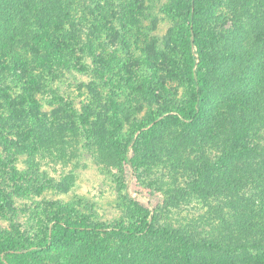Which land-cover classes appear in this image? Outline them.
I'll return each instance as SVG.
<instances>
[{
  "label": "trees",
  "instance_id": "1",
  "mask_svg": "<svg viewBox=\"0 0 264 264\" xmlns=\"http://www.w3.org/2000/svg\"><path fill=\"white\" fill-rule=\"evenodd\" d=\"M146 1L0 0V146L6 151H23L50 136L54 121L51 122V117L44 112L37 95L50 92L45 81L51 73L40 71L39 65L50 64L59 69L71 61L82 63L72 48L67 51V46L75 43L85 58L92 57L97 68L95 74L100 81H104L107 75L99 68H103L106 62L96 57L95 41L101 38L104 27H110L115 20L122 22L128 13H136ZM167 1L162 11L177 23H182L181 30L189 47L185 52L184 66L179 68L180 77L188 86V101L183 107H175L176 115H169L168 120L190 128L191 132L183 133L184 143L188 146L174 144V149L166 145L171 147V152L164 150L163 145L158 143L165 142L164 137L156 133L161 123L156 122V116H152L149 122H156L157 128L146 132L143 131L145 123L138 126L137 130L141 133L137 147L150 157V161L168 171L172 169L176 179V172H180L178 166L183 163L182 156L187 148L196 145L194 139L206 138L202 121L207 120L208 113L217 109L215 119L219 121L222 132L208 136L212 140L209 148L200 166H196L197 172L187 181L188 188L205 203V216L217 220L218 225L211 230L204 227V233L199 235L193 231L197 220L183 217L178 209H175L176 217L184 226V229L178 230L163 209L152 218L147 215L141 217L137 226L107 230L88 224L83 215L80 221L55 217L50 233L47 230L46 237L37 243L31 242L21 232L20 225L13 233L0 235L2 263L69 264L71 258H75L66 254L70 253L71 247L84 246L83 243H87L92 236L102 243L104 238L100 235H106L109 240L118 239L128 246L129 264H264V0ZM221 1L232 14L233 28L219 30L218 34L212 31V41L205 44L200 23L203 19L209 30L213 29L210 17ZM88 4L90 10L86 8ZM73 11L80 12L81 18L89 14L92 19L65 20L64 17L70 18ZM103 11L106 13L104 16ZM108 11L112 13L111 20L106 17ZM67 23L71 24V29L65 27ZM84 24H90L88 29ZM178 29L170 32L169 45L173 51L179 41L175 37ZM79 35L84 38L77 40ZM216 36L219 39L215 44ZM244 67L257 69L252 80L241 77ZM214 74L217 76L214 77ZM45 75L47 78H44ZM212 85L224 87L230 94L225 106L209 109V97L214 91ZM149 95L155 97L152 91ZM165 95L170 96L167 90ZM127 103L122 105L124 110L128 108ZM170 110L167 106L163 112ZM116 111L119 109L107 114L101 112L99 116H93L92 122L84 120V116L78 117L77 120L82 121L84 126L91 124L104 134L100 142L92 145L95 150L108 148V152H123L126 148L124 143L129 141L120 136L122 129ZM105 119H111L109 125ZM59 121L57 118L56 123ZM224 122L227 124L224 125ZM224 128L230 131L224 133ZM29 137L33 139L31 144ZM199 154L197 152L196 159H199ZM2 189L0 191L4 192L5 189ZM2 198L0 210L7 214L11 207L4 193ZM235 202L238 203L236 210ZM245 205L258 209L257 213L246 215ZM229 208H234V212L224 211ZM67 213H70L69 210ZM200 225L203 226L202 223ZM161 241L175 243V246L173 244L165 250L160 247ZM55 248L63 251L52 252ZM45 254H48V260ZM54 256H57L58 262ZM132 256L143 260L134 262Z\"/></svg>",
  "mask_w": 264,
  "mask_h": 264
},
{
  "label": "rangeland",
  "instance_id": "2",
  "mask_svg": "<svg viewBox=\"0 0 264 264\" xmlns=\"http://www.w3.org/2000/svg\"><path fill=\"white\" fill-rule=\"evenodd\" d=\"M167 3V0H147L146 4L137 8L136 13H128L122 22L115 20L110 27H104L101 38L95 41L94 46L96 57L106 62L103 68H99L107 75L104 81H100L95 74L97 68L92 57L85 58L75 43H71V47L66 45L69 47L67 51L72 48L82 63L71 61V65H61L59 69L50 64L38 66L40 71L51 73L48 78L46 75L44 77L47 78L45 85L50 92H43L37 98L42 102L44 112L51 117L50 121L54 122L51 123L50 136L43 141L38 138L40 145H29L30 148L26 147L23 151H6L0 146V157L3 158L0 162V190L5 189L4 192L0 191V203L4 193L11 207L7 213L10 215L0 210V235L9 234L20 225L21 232L31 242L37 243L46 237L47 230L50 233L55 217L80 221L83 215L88 224L107 230L137 226L141 217L147 215L152 218L160 209L167 213L177 230L184 229V226L179 223L175 209L181 211L183 217L197 220L193 231L199 235L204 233L205 228L211 230L214 225H218L217 220L205 216V203L188 188L187 181L195 175L196 166H200L209 148L212 140L208 136L222 132L219 121L215 119L217 109L214 113H208L207 120L202 121L201 126L207 132L206 138L194 139L196 145L187 148L188 151L182 156L181 168L177 165L180 172H176V179L172 169L168 171L150 161V157L137 147L141 133L137 128L143 123L146 124L143 131L146 132L157 128L156 122L161 123L156 133L164 137L165 142L158 143L170 152L171 147L166 145L174 149V144L188 146L184 143L183 133L191 132L190 128L172 124L168 120L169 115H176L175 107H183L188 101V86L180 77L179 68L184 66L185 52L189 47L181 30L182 23H177L162 11ZM86 6L90 10V5ZM225 6L221 1L215 7L210 17L213 29L209 30L202 19L200 24L205 44L212 41V31L218 34L219 30L233 28L232 14ZM105 14L103 11L102 16ZM111 14L108 11L106 15L110 20L113 18ZM80 15V12L73 11L70 18L62 16L68 21L74 18L78 21L92 19L89 14L86 18ZM64 25L71 29L70 23ZM174 28H179L176 33L178 36L174 33L179 41L173 51L169 37ZM82 38L79 35L77 40ZM218 39L216 36L215 44ZM248 68L241 70V77L252 80L257 69ZM212 88L214 91L209 97V109L225 106L230 94L224 87L212 85ZM166 90L170 95L168 97L165 95ZM151 91L154 98L149 95ZM124 103H127V110L122 106ZM167 106L171 110L163 112ZM117 109L119 127L122 129L120 136L129 141L124 143L126 148L123 152H108V148L95 150L92 145L96 141L100 142L104 134H101L100 128L91 127V124L84 126L82 121L77 120L78 117L84 116V120L91 121L93 116L97 117L101 112L107 114ZM152 116H156V122H149ZM57 118L60 120L58 124ZM105 121L109 125L111 119ZM224 131L228 133L230 130L224 128ZM29 141L33 143L31 137ZM197 152L201 154L199 159H196ZM105 154L108 155L103 157ZM245 207L246 215L258 211ZM234 208L238 209L237 202ZM234 208L224 211L234 212ZM68 210L70 213H67ZM100 236L104 238L102 243L92 236L87 243H83L84 246L71 247L70 253L66 254L75 258H71L69 264H129L130 251L126 244L118 239L109 240L106 235ZM173 244L175 246V243L161 241L160 247L168 250ZM59 250L63 251L55 248L52 252ZM44 256L46 260L49 259L48 254ZM53 258L58 262L57 256ZM132 260L139 262L143 259L132 256ZM0 264L4 263L0 261Z\"/></svg>",
  "mask_w": 264,
  "mask_h": 264
}]
</instances>
